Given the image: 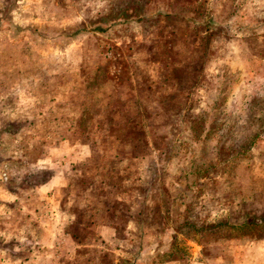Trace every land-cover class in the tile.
Here are the masks:
<instances>
[{
    "label": "rangeland",
    "instance_id": "obj_1",
    "mask_svg": "<svg viewBox=\"0 0 264 264\" xmlns=\"http://www.w3.org/2000/svg\"><path fill=\"white\" fill-rule=\"evenodd\" d=\"M27 85L49 88L63 120L37 135L88 149L56 193L65 241L42 264L250 259L264 236V0H0V87L18 89L0 105L23 120Z\"/></svg>",
    "mask_w": 264,
    "mask_h": 264
},
{
    "label": "crops",
    "instance_id": "obj_2",
    "mask_svg": "<svg viewBox=\"0 0 264 264\" xmlns=\"http://www.w3.org/2000/svg\"><path fill=\"white\" fill-rule=\"evenodd\" d=\"M19 88L22 95H28L27 104L34 112L28 119L22 117L21 120L16 111L18 105H11L9 110H3L0 105V264H42L48 257L55 256L51 253L60 239L65 241L59 234L64 216L57 212L56 193L67 187L68 168L86 158L88 149L55 131L38 136L37 125L51 128L55 122L63 121L57 102H52L49 88L38 92L28 85ZM14 90L0 87V104L4 94H17L18 89ZM38 96H41L40 102H37ZM49 110L53 114L47 116L48 121L45 112ZM28 130L33 137L20 138ZM40 143H48L41 155L36 151ZM5 166L8 173L1 170ZM9 170L16 171L14 176ZM38 173L46 177L37 181L34 177ZM3 174H9L12 179L4 182ZM35 223L40 226V238L33 236ZM249 247L250 259H243L239 264H264V236L251 242ZM35 257H41V261H35ZM189 264L212 263L197 260Z\"/></svg>",
    "mask_w": 264,
    "mask_h": 264
},
{
    "label": "built area",
    "instance_id": "obj_3",
    "mask_svg": "<svg viewBox=\"0 0 264 264\" xmlns=\"http://www.w3.org/2000/svg\"><path fill=\"white\" fill-rule=\"evenodd\" d=\"M2 178H3V180H4V181H6V180H7V178H6V175H5V174H3V175H2Z\"/></svg>",
    "mask_w": 264,
    "mask_h": 264
},
{
    "label": "trees",
    "instance_id": "obj_4",
    "mask_svg": "<svg viewBox=\"0 0 264 264\" xmlns=\"http://www.w3.org/2000/svg\"><path fill=\"white\" fill-rule=\"evenodd\" d=\"M254 225V224H253Z\"/></svg>",
    "mask_w": 264,
    "mask_h": 264
}]
</instances>
